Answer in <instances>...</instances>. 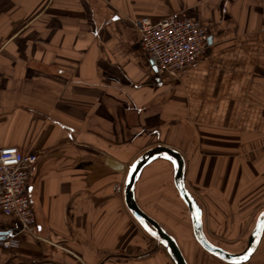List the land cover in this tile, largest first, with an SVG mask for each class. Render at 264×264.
<instances>
[{"label": "crops", "instance_id": "crops-1", "mask_svg": "<svg viewBox=\"0 0 264 264\" xmlns=\"http://www.w3.org/2000/svg\"><path fill=\"white\" fill-rule=\"evenodd\" d=\"M172 12L208 27L206 52L176 76L159 72L132 23ZM9 145L38 157L27 195L39 238L0 212V264H174L123 200L129 166L155 145L184 157L207 238L241 252L264 208V0H10L0 11ZM157 167L169 195L148 183ZM134 192L187 264H232L195 240L168 160L146 165ZM240 264H264V231Z\"/></svg>", "mask_w": 264, "mask_h": 264}, {"label": "built area", "instance_id": "built-area-1", "mask_svg": "<svg viewBox=\"0 0 264 264\" xmlns=\"http://www.w3.org/2000/svg\"><path fill=\"white\" fill-rule=\"evenodd\" d=\"M143 51L159 72L176 76L207 50L208 27L181 12H172L155 22L133 19ZM38 157L16 146L0 147V212L17 219L22 231L35 235V213L28 198L29 177ZM39 238V237H38ZM4 247L14 243L2 242Z\"/></svg>", "mask_w": 264, "mask_h": 264}, {"label": "water", "instance_id": "water-1", "mask_svg": "<svg viewBox=\"0 0 264 264\" xmlns=\"http://www.w3.org/2000/svg\"><path fill=\"white\" fill-rule=\"evenodd\" d=\"M164 158L173 165L174 187L188 209L192 233L197 243L208 253L220 260L240 264L247 261L259 245L264 231V208L255 219L248 236L245 248L238 253H232L211 242L203 229L202 211L185 186V160L182 154L165 145H155L145 150L129 166L123 185V200L127 210L139 226L168 252L174 264H187L175 238L169 234L154 218L146 214L135 199V183L142 169L157 158ZM247 257V259H245Z\"/></svg>", "mask_w": 264, "mask_h": 264}, {"label": "rangeland", "instance_id": "rangeland-1", "mask_svg": "<svg viewBox=\"0 0 264 264\" xmlns=\"http://www.w3.org/2000/svg\"><path fill=\"white\" fill-rule=\"evenodd\" d=\"M156 173H155V178L152 179V181L150 180L148 183L150 185H154V184H158L156 185L157 187L155 188H159L160 189V193L162 194H159L161 196H165L166 193L167 195H169V192H168V185L166 184V181H167V172L166 170H164V168L162 167H157L155 169ZM152 176H154L153 174H150ZM144 177L146 178V176L144 175ZM149 178H146V180L144 179V181H147ZM158 195V196H159ZM158 196H155V194L151 195V198H152V201L149 199L147 202L148 205H153L156 207V204H159L160 205V199L158 198ZM170 198V196L168 197ZM146 205V204H145ZM152 213H155V215H158L159 217H165L166 219H168V210L166 209H162V208H158V209H153V208H148ZM175 211V210H173ZM176 218L178 217L176 214H175ZM179 220H181V218H178Z\"/></svg>", "mask_w": 264, "mask_h": 264}, {"label": "trees", "instance_id": "trees-1", "mask_svg": "<svg viewBox=\"0 0 264 264\" xmlns=\"http://www.w3.org/2000/svg\"><path fill=\"white\" fill-rule=\"evenodd\" d=\"M10 0H0V11L9 4Z\"/></svg>", "mask_w": 264, "mask_h": 264}, {"label": "snow or ice", "instance_id": "snow-or-ice-1", "mask_svg": "<svg viewBox=\"0 0 264 264\" xmlns=\"http://www.w3.org/2000/svg\"><path fill=\"white\" fill-rule=\"evenodd\" d=\"M245 259H247V257H245Z\"/></svg>", "mask_w": 264, "mask_h": 264}]
</instances>
